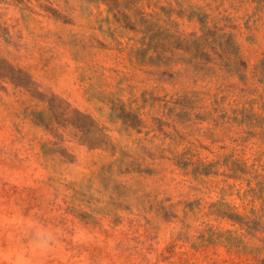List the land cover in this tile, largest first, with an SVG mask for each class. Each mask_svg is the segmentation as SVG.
Instances as JSON below:
<instances>
[{"label": "rangeland", "instance_id": "obj_1", "mask_svg": "<svg viewBox=\"0 0 264 264\" xmlns=\"http://www.w3.org/2000/svg\"><path fill=\"white\" fill-rule=\"evenodd\" d=\"M0 264H264V0H0Z\"/></svg>", "mask_w": 264, "mask_h": 264}]
</instances>
